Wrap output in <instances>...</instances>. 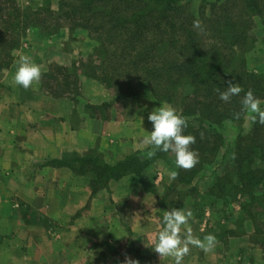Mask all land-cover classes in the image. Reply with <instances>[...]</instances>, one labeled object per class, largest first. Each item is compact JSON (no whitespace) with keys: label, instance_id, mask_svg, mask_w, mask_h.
I'll list each match as a JSON object with an SVG mask.
<instances>
[{"label":"trees","instance_id":"trees-1","mask_svg":"<svg viewBox=\"0 0 264 264\" xmlns=\"http://www.w3.org/2000/svg\"><path fill=\"white\" fill-rule=\"evenodd\" d=\"M194 1L60 0L59 9L53 10L48 0L28 7L18 0H0V71L11 68L15 51L32 29L44 35L59 34L64 27L86 31L94 40L87 61L73 68L53 63L41 77L42 88L55 97L76 96L82 71L119 95L148 90L157 101L177 106L188 120L184 134L196 138L190 147L199 158L191 169L177 168L178 188L191 184L205 165L215 162L225 144L216 127L227 121L238 124L234 167L216 176L212 193L226 201L230 196L239 199V216L252 221L256 242L264 251V168L258 165L264 162V125L253 122L248 131L241 125L245 94L251 90L264 100V70L252 66L249 57L256 47L264 51V0H200L198 5ZM197 19L203 30L193 27ZM229 82L239 83L243 91L224 102L217 88L224 91ZM187 87L192 91L187 93ZM88 107L108 118V103ZM193 117L195 125L189 120ZM166 157L167 153L156 151L144 158L137 151L111 165L95 152L73 153L48 164L89 176L95 194L108 188L111 180L141 175L155 159ZM158 203L167 207L160 197Z\"/></svg>","mask_w":264,"mask_h":264},{"label":"crops","instance_id":"crops-1","mask_svg":"<svg viewBox=\"0 0 264 264\" xmlns=\"http://www.w3.org/2000/svg\"><path fill=\"white\" fill-rule=\"evenodd\" d=\"M34 33L32 40L44 44ZM32 61L43 74L51 59ZM10 70L0 71L3 80L15 73ZM79 77L83 102L44 93L41 80L18 96L0 81L6 86L0 105V264H174L154 251L167 210L153 190L163 179L159 159L141 175L111 180L95 194L89 176L48 164L95 152L115 165L151 147L148 115L163 104L120 98L84 72ZM104 103L111 105L108 118L88 107Z\"/></svg>","mask_w":264,"mask_h":264},{"label":"rangeland","instance_id":"rangeland-1","mask_svg":"<svg viewBox=\"0 0 264 264\" xmlns=\"http://www.w3.org/2000/svg\"><path fill=\"white\" fill-rule=\"evenodd\" d=\"M46 1L47 0H18L19 4L23 7L41 6V4H44ZM48 1H50L53 10L59 9L60 0ZM200 2V0H197L194 1V4L198 5ZM194 8L192 9L195 11ZM34 30L35 31H33V29L30 30L31 32L28 33L26 39L22 43V46L18 49V51H15L14 61L20 58L18 53L21 48H28L30 51L28 57H30L31 60L45 58L46 56L51 59L46 72L49 71V68L53 63L65 67H72L73 65L80 67L82 62L87 61L94 48V40L91 39L84 30L73 31L70 30L69 27H64L61 29L59 34L44 35L39 33V35L44 37L46 40L44 44L36 42V40H32L31 34H35L34 32H37V29ZM57 39H60V41L57 42ZM260 41L261 39L259 42ZM249 57L252 58V66H256L261 71L264 70V51H258V47H256L254 53L252 55L250 54ZM10 72L16 71H12L11 69ZM80 73H82V71H80ZM14 75L15 73L8 75L6 81L3 80L2 76H0V81L8 86L7 88L9 91L14 92L15 96H18L20 92L24 91V88L15 83ZM80 79L81 78L79 77V82ZM4 84L0 85V105L2 95H6V86ZM104 87L106 86L104 85ZM29 88H31V86ZM107 89L115 95H119L112 88ZM42 91L52 96L46 88H42ZM185 91L189 93L192 91V88L187 87ZM81 96L82 93L80 91V94L76 95V97L75 95H69L68 97H72L77 101L80 100L83 102V98H81ZM121 96L123 98L143 97L142 99L144 100H149L150 98L156 101L153 94L148 90L139 92L134 96L119 95L120 98ZM260 100L262 105H264V100ZM159 103L170 106L176 111L179 109L177 106L169 102ZM108 105V109L110 111L111 105ZM106 110L102 111L105 112ZM189 120L192 121L194 125L198 123L195 121V117L189 118ZM252 124L253 120L251 114L246 113L244 121L241 125L248 131L251 129ZM239 127L240 126L238 124L228 121L221 124L219 127H216V129L224 135L225 144L219 151L215 162L205 165L203 170H201L191 184H183L178 188L174 183V179L171 178V172L177 171L174 153H167V157L164 159H155L159 161L156 164L157 171L163 179L159 184L154 186L153 190L157 193L158 197L162 198L164 203L167 204V210L182 208L183 206L190 207L193 211V217L189 220L188 227L192 229L194 237L203 240L207 234L211 233L217 238L214 248L207 253L199 247L190 246V252L184 257L183 264H197V261L200 262V264H264V251L260 244L256 242L257 238L253 233L254 226L252 221L245 216H243L244 218H240L239 216V211L241 212L239 199L234 198V196H230L228 197L229 200L226 201L225 199L217 197L213 194L214 192L212 193L216 176L221 173L231 172L234 167V163H232L233 143L236 136L239 134ZM152 151V147H149L148 150L139 152H141V156L148 158L152 156L149 154ZM258 165L259 167L264 168L263 161H259ZM232 179L234 182H237V177L234 174ZM168 186H173V188L171 189ZM183 231L184 229L182 228V234ZM231 232L237 235H233ZM201 251H203V253H201Z\"/></svg>","mask_w":264,"mask_h":264},{"label":"clouds","instance_id":"clouds-1","mask_svg":"<svg viewBox=\"0 0 264 264\" xmlns=\"http://www.w3.org/2000/svg\"><path fill=\"white\" fill-rule=\"evenodd\" d=\"M193 27L203 30L199 19L193 21ZM42 77L40 65L36 64L28 56H20L18 68L14 75L17 85L28 89L34 82H38ZM243 91L239 83L229 82V86L224 91H220L219 99L229 102L233 96H238ZM243 110L251 114L253 122L264 125V105L254 93L249 90L241 101ZM239 113L236 118L239 119ZM148 121L152 124L153 130L147 137L153 149L150 155L156 151L175 154V164L177 168L191 169L198 162V153L190 146L196 142L195 136L185 135L184 131L188 127V120L170 106L161 105L155 108L149 115ZM203 135V134H201ZM177 176L176 171L171 172V178ZM193 217V211L188 206L173 208L164 211L163 229L159 232L154 251L161 258L171 257L174 264H183L184 257L190 252V246L199 247L205 253L212 250L217 242L214 234H207L203 240L194 237L192 229L188 227L189 220ZM182 228L184 229L182 234ZM127 264H138L137 261H127Z\"/></svg>","mask_w":264,"mask_h":264}]
</instances>
